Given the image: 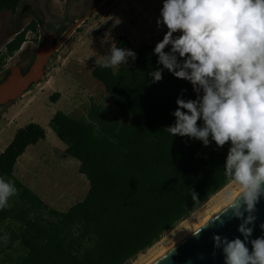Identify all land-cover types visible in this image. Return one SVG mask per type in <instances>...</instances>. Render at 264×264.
<instances>
[{
  "label": "trees",
  "instance_id": "16d2710c",
  "mask_svg": "<svg viewBox=\"0 0 264 264\" xmlns=\"http://www.w3.org/2000/svg\"><path fill=\"white\" fill-rule=\"evenodd\" d=\"M21 2L0 0V13H15ZM43 22L39 16L31 20L5 44L0 82L9 72L3 73L7 59L28 34L40 43ZM115 44L132 49L124 35ZM154 47L140 46L134 51L135 62L115 71L92 67L106 106L91 98L84 116L56 111L49 120L48 127L65 146L63 156L77 162L78 173L88 183L85 197L66 211L48 207L13 176L26 149L45 140L44 129L33 122L15 131L0 153V176L17 188L9 207L0 211V229L10 237L0 246V264H128L230 183L223 173L227 145L204 147L165 130L174 124L171 113L177 97L195 99V93L167 70L161 81L151 83L148 72L162 67ZM58 97L49 99L56 103ZM113 111L122 120L112 116ZM192 191L198 194V204Z\"/></svg>",
  "mask_w": 264,
  "mask_h": 264
},
{
  "label": "clouds",
  "instance_id": "9594fccd",
  "mask_svg": "<svg viewBox=\"0 0 264 264\" xmlns=\"http://www.w3.org/2000/svg\"><path fill=\"white\" fill-rule=\"evenodd\" d=\"M156 25L166 31L153 49L162 67L148 72L151 83L167 70L195 93V99L177 97L174 124L165 130L204 147L228 146L223 173L238 194L225 193L213 217L223 225L222 217L231 213L243 239L214 235V248L222 251L224 264H264V223L262 235L251 238L264 198V0H162ZM136 58L133 50L112 43L95 64L115 69ZM16 195L15 183L0 176V211ZM190 195L194 205L200 202L195 191ZM9 238L0 229V246Z\"/></svg>",
  "mask_w": 264,
  "mask_h": 264
},
{
  "label": "rangeland",
  "instance_id": "374dc122",
  "mask_svg": "<svg viewBox=\"0 0 264 264\" xmlns=\"http://www.w3.org/2000/svg\"><path fill=\"white\" fill-rule=\"evenodd\" d=\"M161 7L162 0H22L15 13H0V52L38 16L46 24L43 32L58 27L54 57L39 83L0 108V153L18 128L33 122L45 131V140L28 147L17 160L13 176L48 207L64 212L81 201L88 190L77 162L63 156L65 146L48 127L49 120L56 111L84 116L91 98L107 105L103 86L91 76L96 58L105 54L121 35L129 39L133 51L144 44L156 45L166 31L158 30L156 25ZM32 38L28 34L20 50L7 59L3 73L13 66H26L38 46ZM53 94L59 95L56 103L49 99ZM112 116L121 119L117 111ZM229 191L238 193L230 182L128 264H149L219 210Z\"/></svg>",
  "mask_w": 264,
  "mask_h": 264
},
{
  "label": "water",
  "instance_id": "95a60500",
  "mask_svg": "<svg viewBox=\"0 0 264 264\" xmlns=\"http://www.w3.org/2000/svg\"><path fill=\"white\" fill-rule=\"evenodd\" d=\"M40 35L42 42L34 50L32 61L26 72H21L19 66H13L9 68L8 75L0 82V106L10 104L23 96L29 88L37 85L46 73L58 44L53 45L55 35L51 31L43 32L40 30ZM256 207L257 220L252 239L262 235L259 225L264 223V198H261ZM213 216L195 229L197 230L207 224L201 229L199 235L190 232L149 264H224L222 251L214 248L212 237L220 235L229 240L236 237L243 239L237 231L240 221L232 218L231 213H229L222 217L224 223L221 225ZM248 247L251 250L250 244Z\"/></svg>",
  "mask_w": 264,
  "mask_h": 264
},
{
  "label": "flooded vegetation",
  "instance_id": "af4514ba",
  "mask_svg": "<svg viewBox=\"0 0 264 264\" xmlns=\"http://www.w3.org/2000/svg\"><path fill=\"white\" fill-rule=\"evenodd\" d=\"M45 25H46V24L43 23V24L39 27V34H40V30H42V27H44ZM57 29H58V27H55L54 29H53V27H52V31H51V32L55 35V34H56L55 30H57ZM45 32H50V31H45ZM56 35H57V34H56ZM56 35H55V39H54L53 45L58 44V43H57V40H56V37H57ZM39 40H40V43H41V42H42V37H41V35L39 36ZM40 43H39V44H40ZM39 44H38V45H39ZM33 53H34V52H33ZM32 56H33V55H32ZM32 56L29 57V59H28L27 62H26V65H27V63L29 62V60H30V58H31ZM29 66H30V65H29ZM23 68H24V67H21L20 69H23ZM6 71H7V70H6ZM21 72H22V71H21ZM23 73H24V72H23Z\"/></svg>",
  "mask_w": 264,
  "mask_h": 264
},
{
  "label": "bare ground",
  "instance_id": "6f19581e",
  "mask_svg": "<svg viewBox=\"0 0 264 264\" xmlns=\"http://www.w3.org/2000/svg\"><path fill=\"white\" fill-rule=\"evenodd\" d=\"M236 194H238V193H236ZM219 210H221V208H220ZM219 210H217V211H216L215 213H213L211 216H213L214 214H216ZM211 216H209V217L206 218L203 222H201V223L198 224L196 227H194L190 232H192L193 230H195L196 228H198L200 225H202V224H203L206 220H208ZM190 232H189V233H190ZM189 233H187V234H189ZM187 234H186V235H187ZM186 235H185V236H186ZM185 236H184V237H185ZM178 241H179V240H178ZM174 244H175V243H174ZM166 250H167V249H166ZM163 252H164V251H163ZM161 254H162V253H161ZM158 256H159V255H158ZM158 256H157V257H158ZM157 257H156V258H157ZM152 261H153V260H152ZM152 261H151V262H152Z\"/></svg>",
  "mask_w": 264,
  "mask_h": 264
},
{
  "label": "crops",
  "instance_id": "0c3cea01",
  "mask_svg": "<svg viewBox=\"0 0 264 264\" xmlns=\"http://www.w3.org/2000/svg\"><path fill=\"white\" fill-rule=\"evenodd\" d=\"M65 149V148H64Z\"/></svg>",
  "mask_w": 264,
  "mask_h": 264
}]
</instances>
